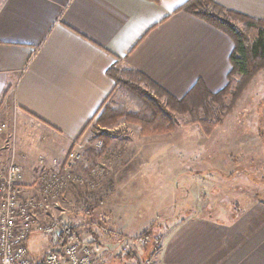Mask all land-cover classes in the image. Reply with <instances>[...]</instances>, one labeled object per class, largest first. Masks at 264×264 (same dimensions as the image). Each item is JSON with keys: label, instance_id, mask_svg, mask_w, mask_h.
<instances>
[{"label": "crops", "instance_id": "obj_1", "mask_svg": "<svg viewBox=\"0 0 264 264\" xmlns=\"http://www.w3.org/2000/svg\"><path fill=\"white\" fill-rule=\"evenodd\" d=\"M186 1L1 0L0 119L7 132L0 134V151L6 150L5 156L12 154L21 167L25 192L32 194L33 188L25 187L34 183L36 173L50 169L53 160L63 159L72 141L112 98L117 87L108 75L111 69L135 70L176 99L198 81L211 93L226 86L233 43L203 21L176 12ZM213 1L264 21V0ZM252 108L257 114L250 117ZM227 124L234 125L219 131ZM223 127L206 138L198 135L199 141L204 140L203 144L197 142L202 152L226 156L223 151L232 138L236 147V142L248 139L260 148L264 71L253 79ZM154 142L145 144L148 149L132 148L129 156H121L122 149L111 150L105 194L108 203L122 206L117 212L125 219L140 211L136 208L140 200H122L126 191L157 187L165 171L176 168L180 172L179 157L184 160L182 165L192 160L191 155H182L181 147L186 149L182 144L173 148L171 156L178 161L165 167L164 153ZM192 144L189 142V153ZM256 152L258 159L260 153ZM40 158L45 160L44 166L38 164ZM202 168L219 173L230 168L231 172L242 171L237 160ZM186 212L163 226L152 256L141 255L138 264L146 260L151 264H264V202H247L223 219L196 209ZM149 227V223L142 225L139 234H149ZM94 246L99 253L101 247Z\"/></svg>", "mask_w": 264, "mask_h": 264}, {"label": "rangeland", "instance_id": "obj_2", "mask_svg": "<svg viewBox=\"0 0 264 264\" xmlns=\"http://www.w3.org/2000/svg\"><path fill=\"white\" fill-rule=\"evenodd\" d=\"M113 69L125 70L120 67ZM250 84L241 94V97L247 91ZM138 86L141 87L140 90H145L143 83H139ZM120 90L122 89L118 86L112 98L109 99L105 106L111 103L120 105L129 103L127 100L128 95L125 93L123 95ZM239 100L236 103L234 111L236 110ZM131 105L132 106H128L127 109L131 113H135V108H137L136 104L133 103ZM249 114L250 117H253V115L257 113L256 110L252 108L249 110ZM230 115H228L223 123L215 129L223 127ZM96 118H98V115L89 123L85 132H87V147L91 149H100L103 144L102 138L105 137L108 139V155L103 160L96 163L108 164V170L104 173V180L101 186L96 189V191L92 192L82 189L77 185L67 186L65 195L58 198L60 208L59 211L56 212V216L59 218L60 225L64 223L72 227L75 230V236L81 241L91 244L94 248H96L94 246L95 244L100 246L101 251H99L98 255L102 256L101 259L106 261L105 264H110L111 261L113 263L122 264L119 260H123V262L129 261L128 264H133V261L137 263L136 260H141V255L143 257V254H141L143 245L133 242V240L135 237L142 235L139 234V232H141V227L144 224H150L148 230L150 239L152 240L153 237H156L158 233L163 230V226H169L171 222H174V219L176 220L177 218L184 217L188 210L191 211L192 209H196L198 213L203 211L206 215H213L216 218L223 219L224 217H229L247 202H264V146H261L260 143L264 140V128L262 133H260V148L258 150L247 137H244L247 139V142L245 140L236 142L238 145L237 147L235 146V139L232 138L230 145L223 151L226 156L222 157L211 156L208 151L202 152L197 143L200 139L198 135L205 138L209 137L215 129L209 135L205 136L196 125L184 124L188 120V116L181 117V122L184 126H179L170 133L152 136H142L138 126L127 122V120L123 118L105 127L97 124ZM233 125L234 124H227L219 131L227 130ZM250 128L251 125H249V129ZM183 134L186 135L184 136V140H181ZM82 135H84V131L76 139ZM153 140L156 141L154 142L155 144H158L160 151L164 153L165 167L166 165L170 167L172 160L174 162L178 161L175 159V156L171 159V156L174 155L173 148L180 145L182 146V144L186 148L183 149L180 146L181 152L183 153L182 155L185 158L186 155H191L192 160L189 163L185 161V164L182 165L184 160L182 157H179L178 166L180 167V172H178L176 168L165 171L161 184L158 182L157 187H150V185H148L147 187L135 188L133 192L126 191L122 200H140L136 207L140 208V211L133 214V218L130 217L129 219H125L123 213L117 212L122 206L108 203L105 194V184L112 159L110 157L111 150L113 148L122 149L124 153L121 156H125L126 154L129 156L132 148L148 149V146H145V144ZM189 142H193L191 146L192 153H189L187 150ZM199 142L203 144L204 140H200ZM4 151L6 150H1L0 155L7 158L10 154L5 156ZM256 151L260 153L258 159L255 157L257 156ZM40 160L43 161L42 165L39 163ZM222 160H224L226 164L229 161H239L242 165V171L231 172L232 168H235L233 165L227 173L204 171L202 168L204 165H208V163L213 165ZM38 164L44 166L45 160L40 158ZM55 168V165L52 164L50 169ZM38 173L39 172L36 173L34 183L25 187L33 188L31 189L32 194L25 192L28 196H35L38 192ZM96 197H98V199L101 197L102 199L99 201ZM93 198L95 200H93ZM150 207L153 210H150ZM156 207H158V210H156ZM61 230L62 227L59 231L61 232ZM59 234L54 237H48L42 233H32V235H30L26 244H28L30 254L37 264H41L45 255L49 253L55 245H58L57 239ZM131 242H133V246H135L133 251L138 252V254L130 253L125 250V243ZM151 248L152 244L149 243L146 245L147 250H151ZM130 255L134 256V258L131 257L133 259L131 262L126 258Z\"/></svg>", "mask_w": 264, "mask_h": 264}, {"label": "trees", "instance_id": "obj_3", "mask_svg": "<svg viewBox=\"0 0 264 264\" xmlns=\"http://www.w3.org/2000/svg\"><path fill=\"white\" fill-rule=\"evenodd\" d=\"M176 12L187 13L231 39L234 47L229 57L231 68L227 75L226 86L216 93H211L202 81H198L184 97L176 99L135 70L111 69L108 71L109 77L114 79L116 87L122 89L120 91L123 95L124 93L128 95L129 103L122 105L111 103L104 106L96 118L97 124L105 127L123 118L138 126L142 136H152L172 132L183 125L181 117L188 116L184 124L196 125L207 136L233 113L237 101L251 80L264 71L263 20L227 10L213 0H187ZM139 83H143L147 91L140 90ZM133 103L137 107L135 113L127 109ZM102 140L100 149H86L85 163L79 164L77 170L86 173L108 155V139L103 137ZM61 227L62 232L57 239L58 245H55L51 251H60L63 245L72 240L81 241L75 236L72 227L64 223ZM141 236L146 239L141 254L145 258L151 257L152 248L147 250L146 245L150 240L153 247L158 242V238L153 237L151 240L148 232ZM131 257L126 258L132 261Z\"/></svg>", "mask_w": 264, "mask_h": 264}, {"label": "built area", "instance_id": "obj_4", "mask_svg": "<svg viewBox=\"0 0 264 264\" xmlns=\"http://www.w3.org/2000/svg\"><path fill=\"white\" fill-rule=\"evenodd\" d=\"M7 126L0 119V133L6 132ZM87 132L72 141L71 147L61 160H53L55 169L41 170L38 173L37 194L28 196L20 182L23 171L11 160L3 166L0 160V264H37L32 258L27 240L30 235L42 233L54 237L61 232V225L56 212L60 204L55 198L61 188L79 186L89 192L96 191L104 180L105 172L99 170L103 163L96 164L88 171L93 176L82 178L84 173L77 166L84 162V153L88 148ZM41 165L43 161L39 162ZM59 173L63 174L60 178ZM36 194V195H37ZM133 242L145 244L146 239L136 237ZM130 253L138 254L136 251ZM43 264H102L96 248L84 241L72 240L63 245L60 251H51L43 259ZM140 264H151L150 260Z\"/></svg>", "mask_w": 264, "mask_h": 264}, {"label": "bare ground", "instance_id": "obj_5", "mask_svg": "<svg viewBox=\"0 0 264 264\" xmlns=\"http://www.w3.org/2000/svg\"><path fill=\"white\" fill-rule=\"evenodd\" d=\"M3 124H5L4 122H2ZM6 125V124H5ZM11 158H12V154H10L9 155V157H7V158H4L3 156H1L0 155V160H1V162H2V164H3V166H6V164L11 160ZM83 163H85V159H84V162ZM108 164L106 163V164H104V166H99L98 167V169L99 170H103L104 172H106L107 170H108ZM43 170H51V169H43ZM81 172V171H80ZM81 173H83V172H81ZM59 176H60V178H63V174L62 173H59ZM93 176V173H92V171L90 170V171H87L86 173H84L83 175H82V178H90V177H92ZM23 183H24V173H23V175H22V179H21V182H20V186H22L23 187ZM69 186H72V184H69ZM65 192H66V188H61L60 189V191L57 193V195L55 196V198H60V197H63V195H65ZM40 196V194H37V195H35L34 197H39ZM146 243V242H145ZM68 243H66L65 245H67ZM134 245V243L133 242H131V243H127V245H126V247H128V249L130 250V251H133L134 250V248H135V246H133ZM142 245H145V244H142Z\"/></svg>", "mask_w": 264, "mask_h": 264}]
</instances>
